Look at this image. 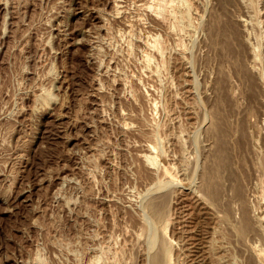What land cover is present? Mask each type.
<instances>
[{
  "label": "rangeland",
  "instance_id": "rangeland-1",
  "mask_svg": "<svg viewBox=\"0 0 264 264\" xmlns=\"http://www.w3.org/2000/svg\"><path fill=\"white\" fill-rule=\"evenodd\" d=\"M157 255L264 264V0H0V264Z\"/></svg>",
  "mask_w": 264,
  "mask_h": 264
},
{
  "label": "bare ground",
  "instance_id": "bare-ground-1",
  "mask_svg": "<svg viewBox=\"0 0 264 264\" xmlns=\"http://www.w3.org/2000/svg\"><path fill=\"white\" fill-rule=\"evenodd\" d=\"M215 30V29H214ZM215 33V32H214ZM224 137V136H223ZM219 147V146H218ZM220 149L218 150V152H217V162H216V165L215 166H213V168L210 170V173L208 174V176L206 175V179H205V186H204V188L207 190V192H208V194H211V196L213 195V196H215L216 195V193H217V191H218V189H219V185H218V182L217 181H215V179L217 178L216 176H218L217 174H218V170H219V168H221L220 166H222L221 165V163H222V161H223V159L224 158H226V157H223L224 155V147H223V145H221L220 147H219ZM223 153V154H222ZM225 154H226V152H225ZM168 171V170H167ZM209 171V170H208ZM168 175V174H167ZM217 180L219 181V179L217 178ZM220 184V183H219ZM153 207V206H152ZM158 208H160L159 206H158ZM154 209H155V207H154ZM158 211V210H157ZM156 212V211H155ZM160 212V211H159ZM156 213H158V212H156ZM245 214H247L246 212H244ZM160 214V213H159ZM162 215V214H161ZM248 217V216H247ZM244 218H246V216L244 217ZM243 218V219H244ZM245 220V219H244ZM248 220H249V218H248ZM247 221V220H246ZM250 222V221H249ZM248 222H246L245 223V221H244V225H242V227L240 228V231H241V233H243V231L245 232V229H248L249 227H248V224H247ZM245 224H247V225H245ZM246 227H248V228H246ZM240 234V233H239ZM254 249V248H253ZM255 251V250H254ZM253 251V252H254ZM257 252H258V250H257ZM256 253V252H255ZM257 254V253H256ZM258 254H259V252H258ZM257 254V255H258ZM162 255V254H161ZM260 255V254H259ZM159 255H157L156 257V259H155V262H154V264H160V262H162V256H161V261H160V256L158 257ZM165 256H166V254H165ZM256 256V255H255ZM261 256V255H260ZM259 257V256H258ZM257 257V258H258ZM262 257H263V255H262ZM260 258V257H259ZM258 258V259H259ZM164 259V258H163ZM264 259V258H263ZM168 260V259H167ZM264 262V261H263ZM165 264V263H164Z\"/></svg>",
  "mask_w": 264,
  "mask_h": 264
}]
</instances>
